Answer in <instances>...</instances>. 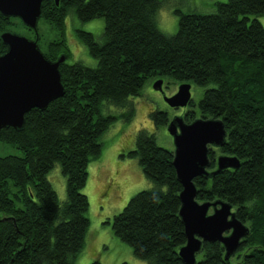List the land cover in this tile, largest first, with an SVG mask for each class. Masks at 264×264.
Here are the masks:
<instances>
[{
  "label": "trees",
  "instance_id": "obj_1",
  "mask_svg": "<svg viewBox=\"0 0 264 264\" xmlns=\"http://www.w3.org/2000/svg\"><path fill=\"white\" fill-rule=\"evenodd\" d=\"M159 6L160 0L42 1L40 19L61 38L41 52L52 62L65 57L59 67L64 95L44 110L29 111L21 130L0 132L1 141L22 152L0 157V264H76L89 228V203L81 192L88 165L102 153L103 134L119 119L127 123L134 117L130 99L140 96L149 79L165 77L206 87L198 113L189 103L185 123L199 117L224 124L226 143L210 150L208 171L215 168L216 155L240 162L237 170L193 180L198 202L226 201L248 227L228 261L220 243H203L196 264H264V28L250 18L264 16V0H227L210 14L180 15L172 36L156 27ZM71 10L81 23L104 22L99 41L91 33H75L97 60L95 68L67 64L65 22ZM18 23L0 15V34L26 30L35 37ZM5 52L0 40V56ZM103 103L124 112L103 115ZM150 119L156 127L169 123L163 112L151 113ZM127 157L137 159L153 187L132 196L113 217L112 234L146 264H184L178 255L185 244L178 216L182 187L172 151L141 130ZM55 164L65 179L62 203L47 180Z\"/></svg>",
  "mask_w": 264,
  "mask_h": 264
},
{
  "label": "water",
  "instance_id": "obj_2",
  "mask_svg": "<svg viewBox=\"0 0 264 264\" xmlns=\"http://www.w3.org/2000/svg\"><path fill=\"white\" fill-rule=\"evenodd\" d=\"M42 1L0 0V15L18 19L35 36L28 39L10 31L0 34L6 47V52L0 56V132L7 128L21 130L29 111L44 110L64 95L59 67L65 63V57L49 61L38 46L37 24ZM54 1L58 5L59 0ZM154 89L162 91V80L155 82ZM190 89L189 83L181 84L173 96L164 97L165 103L174 109L187 107L191 102ZM167 132L173 143L172 165L182 187L178 195V216L184 228L185 244L178 255L184 264H196L202 244L217 242L224 249V260L228 261L247 236L248 227L236 218L228 202H198L193 182L198 177L208 178L239 168L236 157L219 155L215 159L216 168L208 171L210 150L226 143L224 124L218 119L202 118L185 123L181 117L167 124Z\"/></svg>",
  "mask_w": 264,
  "mask_h": 264
},
{
  "label": "rangeland",
  "instance_id": "obj_3",
  "mask_svg": "<svg viewBox=\"0 0 264 264\" xmlns=\"http://www.w3.org/2000/svg\"><path fill=\"white\" fill-rule=\"evenodd\" d=\"M225 2L227 0H160V6L155 15L156 27L160 32L172 36L178 30L180 15L210 14L214 12L217 3ZM250 18H256L264 28V16ZM65 23L66 42L71 51V58L67 60V64L80 63L86 67L95 68L97 60L91 57L87 47L76 39L75 33L76 30L88 32L96 41H99L104 27L103 20L95 19L81 23L71 10ZM22 25L20 21L18 27L22 28ZM37 30L40 35L39 47L42 52H47L49 42L61 38V33L42 18L38 21ZM16 34L28 39L33 38L26 30L18 31ZM161 80L162 91L154 89L157 80L149 79L142 88L140 96L130 99L135 108L134 117L127 123L119 119L103 134L102 153L97 160L88 165V177L81 192L87 197L89 203L87 212L89 228L84 248L76 264H146L133 256L130 246L112 234L111 224L113 217L122 211L132 196L153 187L151 182L144 178L137 159L127 157V153L135 148L137 133L144 130L154 135L160 148L173 151L172 138L167 132V126L156 127L150 119V114L153 112L166 113L170 122L181 118L184 112L189 110L188 107L171 108L164 101V97L173 96L183 83L170 77ZM189 84L191 101L195 104L193 110L198 113V103L206 87L197 86L194 83ZM123 112L122 109L107 103H103L101 107L103 115H120ZM5 156L21 157L22 152L14 144L0 140V157ZM47 180L57 194L59 202H64L65 179L58 164H55L48 173Z\"/></svg>",
  "mask_w": 264,
  "mask_h": 264
},
{
  "label": "flooded vegetation",
  "instance_id": "obj_4",
  "mask_svg": "<svg viewBox=\"0 0 264 264\" xmlns=\"http://www.w3.org/2000/svg\"><path fill=\"white\" fill-rule=\"evenodd\" d=\"M188 106H189V105H188ZM188 106H187V107H188ZM185 108H186V107H185ZM188 108H189V107H188ZM218 156H219V155H218ZM215 168H216V162H215ZM215 168H214V169H215ZM208 169H209V168H208ZM214 169H213V170H214ZM213 170H211V171H213ZM209 171H210V170H209ZM232 212H233V211H232Z\"/></svg>",
  "mask_w": 264,
  "mask_h": 264
}]
</instances>
